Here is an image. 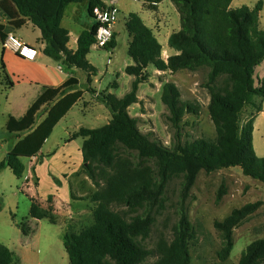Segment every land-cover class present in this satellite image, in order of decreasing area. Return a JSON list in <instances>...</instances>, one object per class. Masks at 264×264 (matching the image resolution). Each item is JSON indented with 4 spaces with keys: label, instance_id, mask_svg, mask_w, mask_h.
<instances>
[{
    "label": "trees",
    "instance_id": "1",
    "mask_svg": "<svg viewBox=\"0 0 264 264\" xmlns=\"http://www.w3.org/2000/svg\"><path fill=\"white\" fill-rule=\"evenodd\" d=\"M86 1L91 17H94L95 9L106 7L103 0H0V18H6L9 23L6 26L0 24V38L3 42L9 33L21 28L26 21L32 22L41 31L44 54L67 68L86 72L88 91L95 94L90 85L93 76L97 75V68L90 63L88 55L95 43L99 24L80 34L76 50L69 48L70 32L62 26L68 5ZM143 1L150 9L162 2ZM170 1L181 21L180 31L169 39L170 47L178 53L165 61L162 45L153 30L137 13H130L126 22L131 38L128 55L134 64L126 67L125 73L135 78L131 90L121 98L102 93L101 101L111 111L109 123L95 129L82 128L73 136L84 139V173L96 191L90 198L94 204V223L80 233L67 231L63 234L69 264H191V246L197 240V232L186 212L181 214L173 238L159 241L157 261L148 262L149 251L140 241L149 235L153 223L152 208L160 206L168 181L182 176L184 199L202 171L211 174L240 167L245 176L264 183V158L256 154L254 147V123L263 111L264 103V80L257 85L256 75L257 67L264 62V30L260 28L263 3L254 8L232 9L233 0ZM115 46L114 36L103 50ZM150 66L171 73L208 69L205 87L210 92L209 113L217 134L215 140L199 139L171 149L140 130L139 117L132 116L129 108L139 103V87L148 81ZM1 69L5 70L3 61ZM219 78H223L220 85ZM6 82L7 86L13 85L8 76ZM78 84L77 79L71 78L61 87H44L24 116L9 118L6 129L19 140L0 164V171L8 167L17 178H23L26 171L23 159L40 153L55 126L81 95L59 101L50 108L46 119L36 126L39 112L76 89ZM162 102L170 109V120L176 128L186 113H198V108L182 102L174 83L165 84ZM247 107L253 111L243 124L242 116ZM221 198L219 196L218 200ZM262 205L263 202L247 204L234 209L223 222H215L223 238L218 254L222 262L227 261L233 251L234 230ZM114 206L127 210L116 211ZM147 207V215L131 218V213ZM29 217L57 224L52 198L48 200L47 208L31 199ZM20 228L25 235L31 232L27 219ZM13 263V253L0 244V264ZM239 264H264V239L247 246Z\"/></svg>",
    "mask_w": 264,
    "mask_h": 264
},
{
    "label": "rangeland",
    "instance_id": "2",
    "mask_svg": "<svg viewBox=\"0 0 264 264\" xmlns=\"http://www.w3.org/2000/svg\"><path fill=\"white\" fill-rule=\"evenodd\" d=\"M260 2L263 3L260 14V28L264 30V0H233L231 8L237 9L242 6L254 8ZM119 6L122 13L119 15L117 29L121 36L118 39L116 48L111 54V52L93 46L88 58L98 68L96 76L98 82L93 85V88L106 91L109 85V87H113V83L118 81L120 87L110 89V91L121 96L131 89V77L125 73V68L134 64L132 58L128 55L129 37L125 29V22L129 14L138 13L144 16L146 13H151L154 14V18L161 17V19L166 16L169 20L170 18L173 19L176 25L179 24L180 29L181 21L176 7L170 0H162L159 12L146 9L143 0H120ZM82 19L84 21L77 25L78 30L87 29L85 23L90 18L85 14ZM67 24V21H65L66 26ZM24 33L26 40L34 44L37 42V37L40 36V33L34 31L32 27L25 28ZM161 42L169 48L168 43L165 44L163 39H161ZM76 46L75 44L74 47ZM109 58L112 60L111 64L108 63ZM148 71L149 79L142 86L141 91L142 102L130 111L133 116L139 114L140 130L149 134L151 139L171 149L178 146L184 147L199 139L215 140L217 134L209 113L210 92L205 87L208 69L202 68L195 72L182 70L177 73L153 74L155 68L150 66ZM87 76V73L82 70L77 74L79 86L76 94L83 95V99L72 110L73 115L68 119L67 126L78 123L82 128H100L106 125L108 117H111V111L101 101L102 92L97 97L88 91ZM257 78V85H259L261 81L259 75H257ZM222 82L223 78H219L218 84L220 85ZM167 83H174L178 87L183 103L198 108L197 114L186 113L178 128L170 120L172 117L170 109L162 102L163 88ZM5 106L4 101H1L0 162L7 158L13 145V140L6 130L5 114L7 112L5 111L7 109ZM252 111L251 108L247 107L242 116L243 124L250 118ZM257 129L254 143L255 150L259 157L264 158V115L259 117ZM62 139H65L64 131L58 129L55 131L48 148L56 147L57 144L62 142ZM23 162L27 166L30 164L26 158L23 159ZM150 164L154 166L153 163ZM59 166L55 160L44 161L39 171L41 179L39 186H37L39 192L46 191L52 195L62 194V186L66 177L57 176L61 173ZM46 174L49 175L48 178L52 179L51 181L45 179ZM24 185V178H17L10 169L0 172V226L9 221L17 222L20 225L29 217L31 201L29 191ZM56 190L59 192H56ZM219 196H222L220 201L218 200ZM256 202H263L262 207L234 230L233 251L228 260L222 262L218 254L223 246V238L221 232L216 229L215 222H223L234 209ZM159 205L152 208L153 223L148 237L145 239L140 238L142 246L149 251L148 262L150 263L159 259V241L162 238L167 240L173 238L174 229L178 225L183 212L188 214L197 232V240L191 246V264H239L241 254L247 246L256 240L264 239V183L245 176L240 167L224 169L211 174L202 171L185 199L183 178L182 176L174 177L165 186ZM113 208L116 211L127 210V208L118 206ZM148 211L149 207L140 210L138 213H131V218L137 215L145 216ZM93 223L92 210L87 222L71 223L69 228L65 229V232L80 233ZM60 231L59 225L55 226L48 221H44L43 227H41V236L42 238H55ZM34 251L38 255L43 254L42 247H35ZM50 257L52 258V256ZM43 264H69V258L67 255L62 261V259L59 260L58 258L57 260L54 257L45 260Z\"/></svg>",
    "mask_w": 264,
    "mask_h": 264
},
{
    "label": "crops",
    "instance_id": "3",
    "mask_svg": "<svg viewBox=\"0 0 264 264\" xmlns=\"http://www.w3.org/2000/svg\"><path fill=\"white\" fill-rule=\"evenodd\" d=\"M103 1L106 3L107 6H115L116 8L119 9L120 14L122 13L119 6L120 0H103ZM160 5L161 3H159L155 9H150L148 5L144 2V7L146 9L155 10V12L160 11L159 9ZM88 6L89 4L86 1L83 3H72L68 5V7L66 8L65 15L62 21V26L70 32V42L68 46L72 50L77 49V46L74 47V45L78 44V38L80 34L83 31H90L93 28V26L96 24L95 19L89 15ZM85 14H87L88 17L90 18V20H87V22L85 23L87 29L78 30L77 25H79L80 22L84 21L82 17L83 15L85 16ZM138 15L142 18L145 24L153 30L156 38L162 45V58L165 61H167L170 56L178 53L175 49L170 47L169 39L173 33H177L180 31L179 24L176 25L173 19L170 18L169 20L168 17L166 16H164L161 19V17L154 18V14L151 13L150 14L146 13V15L144 16L140 14ZM65 21H67L68 23L67 26L65 25ZM126 22H125V29H126ZM118 23L119 20L114 28L116 46L118 39L121 36V33L117 29ZM0 24L6 26L9 23L6 18L1 17ZM30 27H32L34 31H38L40 33V36L37 37L38 39L35 44L30 41H27L25 38L26 35L24 33V29L25 28L28 29ZM11 33H13L16 37H18L23 43H25L29 47L35 48L38 51V55L34 61L26 60L11 50H5L3 48V42L0 38V103L1 101H4L6 105L5 106L7 109V111H5L7 112L5 114L6 125L11 116L15 118H20L24 116L26 112L29 110V108L33 105V103L37 100L44 87L58 88L61 87L65 82H67L71 78H75L78 80L77 74L80 71L79 69L76 68H71V69L67 68L44 54L45 44L41 40L42 37L41 31L36 26H34L32 22L26 21L25 25H23L21 28L15 29ZM128 37L130 43L131 38L129 36V33H128ZM161 39H163L165 44L168 43L169 48L165 47V45L162 44ZM116 46L114 48L105 51L111 52L112 54V51L116 48ZM2 61L5 64V70L1 69ZM89 61L93 66L97 68L95 63H92L91 60ZM111 62L112 60L111 58H109L108 63L111 64ZM157 73L162 74L166 72H161L155 69L153 74H157ZM262 73L264 74V62L256 69V75H259V78L261 80H264V75ZM97 74H98V68H97ZM7 76L13 82L12 86H7V82H6ZM96 76H93L92 84L90 85V87L96 92L95 95L97 97L100 95L101 92L102 93L104 92L106 94H113L121 98L129 92L126 91L124 95L118 96L113 91H110V89H117L118 87H120V83L118 81H115L116 85H114L115 82L113 83V87H109L110 86L109 85L106 91H100L94 89L93 85L98 82V77ZM130 77L132 84L135 78L133 76ZM145 83L141 84L139 87V92H138L139 103L131 106L129 108V112L136 105L141 104L143 99L141 91H142V86ZM77 89L78 87L74 90L69 91L63 97L58 98L50 106H44L39 112L36 126L40 125L46 119L50 108H52L59 101L67 98L68 96L75 95L77 93ZM82 99H83V95L78 99V102L72 107V109L58 122V124L53 129L51 136L46 140L40 153L35 157L26 158L29 160L30 163L29 166H27L23 162L26 166V171L23 176L25 180L24 186L29 191L28 194L30 196V201L31 199H35L39 201L44 208H47L48 200L52 198V204L55 208V214L57 216V224H52V225L55 226L59 225L61 231L57 233L55 238H50V237L42 238L41 227H43L44 221H48V220L47 219L38 220L30 217L27 218L28 225L31 228V232L29 233V235H25L22 232L20 225H18L17 222L14 223L12 221H9L8 223L3 224L4 227L3 225H1L0 244L8 247L10 251L13 253V257H14L13 264H43L45 260H50L54 257L57 260L59 258V260L62 259L63 261L64 258L68 255L63 243V234L65 233V229L69 228L70 224L74 222H82V223L87 222L89 219V215L94 208V204L90 201V198L95 193L96 187L91 181V179L84 173V159L82 153L84 139L81 137L79 138L73 137L74 134H76L77 132L80 131V129H82V127L78 123L72 124L70 126L66 125L68 119L73 115L72 110ZM262 115H264V103H263V111L255 119L254 143H255L256 133L258 130L257 121L259 117ZM134 117H140V116L139 114H135ZM107 120L109 123L111 117H108ZM58 129H62V131H64L65 139H62V142L57 144L56 147L48 148L49 147L48 145L51 143V139L53 138L55 131H57ZM10 137L13 140V145H12L13 148L19 139L14 134H10ZM74 147L76 151L74 150ZM46 160H52V161L55 160L57 165H60L59 171L61 172L60 174H57V176L66 177L64 180V185L62 186V194L60 195L59 194L52 195L50 194V192L49 193L46 191L39 192V190H37V186H39L41 181L40 173H39L40 167L43 166L44 161ZM2 162H0V164ZM7 169L10 168L5 167L1 171ZM48 177L49 175L46 174L45 179L47 181L48 180L51 181L52 179ZM56 192L59 191L56 190ZM35 247H42L43 254L38 255L34 251ZM50 256H52V258Z\"/></svg>",
    "mask_w": 264,
    "mask_h": 264
},
{
    "label": "built area",
    "instance_id": "4",
    "mask_svg": "<svg viewBox=\"0 0 264 264\" xmlns=\"http://www.w3.org/2000/svg\"><path fill=\"white\" fill-rule=\"evenodd\" d=\"M120 11L115 6H107L105 8H97L94 11V19L99 24L96 33V40L94 47L98 49L106 48L114 38V28L119 20ZM3 48L11 50L18 54L20 57L34 61L38 55L35 48L29 47L23 43L13 33H9L3 41Z\"/></svg>",
    "mask_w": 264,
    "mask_h": 264
}]
</instances>
